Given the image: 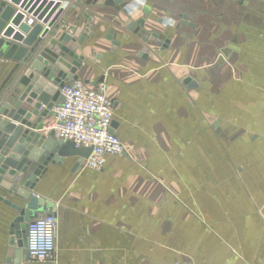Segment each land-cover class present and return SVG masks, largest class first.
Segmentation results:
<instances>
[{
  "label": "crops",
  "instance_id": "crops-1",
  "mask_svg": "<svg viewBox=\"0 0 264 264\" xmlns=\"http://www.w3.org/2000/svg\"><path fill=\"white\" fill-rule=\"evenodd\" d=\"M217 2L147 0L150 16L70 2L64 31L85 27L86 12L98 27L77 52L86 58L77 74L108 85L126 152L108 155L99 171L76 167L75 157L49 165L35 194L48 205L39 216L58 219L55 258L27 264H264V0H232L214 15ZM183 12L197 15L195 28L181 24ZM130 18L145 19L169 47L121 29ZM114 27L121 45L112 52ZM214 53L229 62L218 63L212 87L203 66ZM29 68L0 57V108ZM188 76L199 86L186 87ZM53 120L44 119L45 132ZM16 215L0 201V264L17 248Z\"/></svg>",
  "mask_w": 264,
  "mask_h": 264
},
{
  "label": "water",
  "instance_id": "water-1",
  "mask_svg": "<svg viewBox=\"0 0 264 264\" xmlns=\"http://www.w3.org/2000/svg\"><path fill=\"white\" fill-rule=\"evenodd\" d=\"M71 1L80 0H0V57L12 58L30 67L14 101L0 108V187L18 198L14 201L0 193V201L17 212L12 223V241L17 248L9 264H27L29 260L27 226L47 209V200L35 194V189L49 165H62L67 158L75 157V166L81 167L93 151L92 147H78L74 142L57 139L54 131H44V119L52 116L54 108L65 101L61 88L67 82L80 80L77 72L86 58L77 52L86 40H92L98 28L94 26V16L86 12L82 15L87 19L85 27L64 31L59 20ZM146 1L85 0V5L111 7L128 16L141 10L150 16ZM27 13L37 22L27 21ZM196 16L181 13V24L195 28ZM159 22L164 26L175 23L169 18ZM145 23V19L130 18L121 29L137 35L145 44L156 42L168 48L171 40L162 39L158 32L147 31ZM106 38L112 42L111 51L115 52L121 45L115 27ZM151 51L145 46L141 53L148 56ZM98 58L102 55L96 54L93 59ZM183 83L190 89L198 86L190 76ZM118 124L113 121V130Z\"/></svg>",
  "mask_w": 264,
  "mask_h": 264
},
{
  "label": "built area",
  "instance_id": "built-area-1",
  "mask_svg": "<svg viewBox=\"0 0 264 264\" xmlns=\"http://www.w3.org/2000/svg\"><path fill=\"white\" fill-rule=\"evenodd\" d=\"M61 92L65 101L54 108V120L46 131H54L57 139L74 142L78 147L93 148L83 160L82 169H102L108 155L126 152L125 144L113 130L115 105L105 81L97 85L70 81ZM57 227L58 219L53 212L29 221L26 248L32 259L54 260Z\"/></svg>",
  "mask_w": 264,
  "mask_h": 264
},
{
  "label": "rangeland",
  "instance_id": "rangeland-1",
  "mask_svg": "<svg viewBox=\"0 0 264 264\" xmlns=\"http://www.w3.org/2000/svg\"><path fill=\"white\" fill-rule=\"evenodd\" d=\"M232 0H223V2H217L218 5H214V7H212L211 11H212V14L214 15H217V12H219L220 10H223L225 9V6L229 3H231ZM194 3L193 1L190 2V6L193 5L192 7H194ZM129 43H132V42H129ZM212 59L211 61L206 64L205 66H203V73L204 74V78H205V82L211 84V86L213 84H215L216 80H217V76H218V72H217V69H218V63L219 62H222V60H225L226 57H224L223 54H215L212 55ZM226 62H229L228 59L226 58ZM229 64V63H228ZM227 64V65H228ZM200 66H198L197 68H194V72H199L201 70H198ZM197 70V71H196ZM195 79V78H194ZM196 81L198 82V80L196 79ZM108 86V85H107ZM198 86H199V82H198ZM215 86V85H213ZM212 86V87H213ZM210 92H212L210 90ZM90 169V168H89ZM92 170H102V169H92Z\"/></svg>",
  "mask_w": 264,
  "mask_h": 264
},
{
  "label": "flooded vegetation",
  "instance_id": "flooded-vegetation-1",
  "mask_svg": "<svg viewBox=\"0 0 264 264\" xmlns=\"http://www.w3.org/2000/svg\"><path fill=\"white\" fill-rule=\"evenodd\" d=\"M169 19H170V18H169ZM174 24H175V23H174ZM174 24H173V25H174ZM166 26H168V25H166Z\"/></svg>",
  "mask_w": 264,
  "mask_h": 264
}]
</instances>
